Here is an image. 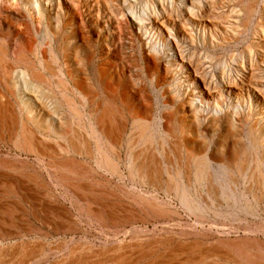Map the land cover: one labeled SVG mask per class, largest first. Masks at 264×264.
Instances as JSON below:
<instances>
[{
	"label": "rangeland",
	"instance_id": "1",
	"mask_svg": "<svg viewBox=\"0 0 264 264\" xmlns=\"http://www.w3.org/2000/svg\"><path fill=\"white\" fill-rule=\"evenodd\" d=\"M25 1L0 0V93L4 96L3 103H10L8 110L11 111L8 114L11 116V112H14L10 120H7L8 123L11 121L12 126L0 120V225L5 227H0V238L3 235L0 239V264H19L25 255L30 259L26 264H151L163 261L166 257L169 259L174 252L179 253L180 260H184L190 256L191 250L206 257L202 264H264V196L250 179H247L250 183L241 179L235 165L229 164L233 177H228L225 188L218 184L219 178L212 177L217 184L214 188L210 180L208 184L203 182L199 185L196 182L192 174V161L185 152H171L168 155L172 158L168 156L163 164L159 163L165 167L169 165L174 180L178 176L176 183L187 189L203 210L202 213L197 211V214H193L174 195V186L169 183L167 173H158L153 169L147 171V163L139 168L142 161L134 158L139 150L134 131H129L130 138L133 136V140H130L136 145L132 152L127 144L129 136L124 138L117 152L107 146L109 155L120 162V169L123 170V175L118 177L96 166L94 158L99 157L96 144L91 141L87 150V145L83 143L86 139L84 131L68 125L74 122L72 106L69 104L74 101L84 116L75 122L84 124L88 120L86 127L91 121L98 128L95 114L94 120L88 118L89 113L82 98V92L90 91L89 88L91 94L97 97L96 106L108 101V94L111 95L113 91L120 97H126L123 92L127 93L126 98L137 104V107L153 111L161 127L171 126L173 120L170 118L176 112L180 117H186L190 105L201 108L203 103L202 114L199 116L205 125L216 112V105L222 108L225 106L226 109H223L229 110L227 115L235 109L238 112L243 109L245 112L257 111L255 96L248 92L252 88L264 92V0H256V12L248 22L245 19V5L253 0H189L186 5H182L180 0ZM192 3L195 9H192L191 14L188 9ZM35 5L39 7V14L33 8ZM155 46L159 51L156 53L157 72L149 77L148 70L153 65L151 59ZM249 50L252 55L247 53ZM44 54L47 60L40 64L39 59ZM251 58L261 67V76L253 79L249 86L246 83L243 88L240 83L246 79L241 64L247 65ZM176 60L184 66L191 65L190 70L194 71L191 76L197 79V83L199 77L206 81L211 87V94H200L193 90L194 85L190 89L182 84V87L185 85L181 92L182 98L175 100L169 92V82L181 80L183 83L182 74L183 77L189 74L186 69L181 71L174 67L173 61ZM15 71L26 72L29 78L36 79L42 85L44 93L33 90L27 92L28 105L51 125L58 123L57 118L61 119V130L63 133L69 131L64 140L52 138L43 141L44 138L41 140L36 134L35 127L28 123V128L40 140L41 145L38 146L41 153L29 151L21 136L25 115L19 111L17 93L10 86V82L16 79ZM150 78L154 80L150 82ZM43 79L47 80L44 82ZM233 79L239 87L241 85L243 89L237 88L243 93H227V87ZM80 85H83L82 88ZM197 93L199 95L195 96ZM193 98H196L195 101ZM33 104L37 105L36 108ZM125 114L131 115L127 112ZM242 117V113H239L234 139L226 140L225 143L222 138L227 133V125L222 124L216 135L204 125L205 137H212L204 139V144L198 150L200 154L208 155L210 159L218 149L220 155L224 153L223 159L232 149V142L236 144L238 140H242L241 145L248 147L249 124L243 125ZM71 130H76L77 138L70 137L74 135ZM79 141L83 143L82 146ZM105 144L108 145V142ZM242 149L241 146L238 151L244 160L246 155L242 154ZM87 151L94 153L95 157H90ZM259 152L263 155L262 151ZM129 163L135 168L131 167L130 170ZM212 163L216 164L214 161ZM59 165L61 167L57 169ZM215 169L218 170L217 166ZM221 178L219 180L222 181ZM252 185L256 187L251 190L249 188ZM144 193H152L153 197L155 195L157 203H163L168 212H162V217L159 215L161 212L154 211L152 202L150 210L139 199ZM4 231L13 235L5 236ZM140 246L144 251H150V255L143 258L145 260L138 259ZM120 257L124 258L121 263Z\"/></svg>",
	"mask_w": 264,
	"mask_h": 264
},
{
	"label": "bare ground",
	"instance_id": "2",
	"mask_svg": "<svg viewBox=\"0 0 264 264\" xmlns=\"http://www.w3.org/2000/svg\"><path fill=\"white\" fill-rule=\"evenodd\" d=\"M103 1V0H102ZM187 1L189 0H180L181 4L182 5H186ZM191 1V0H190ZM192 1H196L197 0H192ZM24 2H27L24 0ZM50 2V1H48ZM53 2V1H52ZM223 2V1H222ZM229 2V1H227ZM247 2V1H246ZM15 3V2H14ZM51 3V2H50ZM37 4V3H36ZM155 4V3H154ZM190 4V3H189ZM210 4V3H209ZM228 4V3H227ZM245 4V3H244ZM248 4V3H247ZM246 4V5H247ZM250 4V5H249ZM248 6L245 5L246 10H245V19H246V22H248L250 20V18L253 16V14L256 12V9H257V4H256V0H253L251 3H249ZM33 5V4H32ZM132 5V4H131ZM198 5V3H197ZM196 5V6H197ZM222 5V4H221ZM16 6V5H15ZM28 6V5H27ZM147 6V5H146ZM25 7V6H24ZM148 7V6H147ZM186 7V6H185ZM188 7V6H187ZM195 6H193V3H192V6H189V12L191 13L193 10L192 9H195L194 8ZM35 12L37 11L39 14L40 11H39V7L38 5H35L33 6ZM215 8V7H214ZM27 9V8H26ZM212 9V8H211ZM31 10V9H30ZM33 10V11H34ZM213 10V9H212ZM210 11V9H209ZM135 13V12H134ZM162 13V12H161ZM193 13V12H192ZM191 13V14H192ZM191 16V15H190ZM235 16V15H234ZM264 17V16H263ZM101 18V17H100ZM132 19V18H131ZM238 20V19H237ZM254 20V19H252ZM7 21V20H6ZM9 22V21H8ZM135 23V22H134ZM139 24V23H138ZM169 24V23H168ZM264 24V23H263ZM244 26V25H243ZM139 27V26H138ZM257 28V27H256ZM241 29V28H240ZM20 31V30H19ZM165 31V30H164ZM203 32V31H202ZM230 33V32H229ZM241 33V32H240ZM231 34V33H230ZM235 34V33H234ZM237 34V33H236ZM49 35V34H48ZM232 35V34H231ZM47 36V35H46ZM52 36V35H51ZM115 38V37H114ZM254 38V37H253ZM48 39V38H47ZM224 39V37L222 38ZM191 40V39H190ZM229 40V39H228ZM49 41V40H48ZM249 41V40H248ZM46 42V40H45ZM208 42V41H207ZM215 42V41H214ZM191 43V42H190ZM205 43V42H204ZM209 43V42H208ZM211 43V41H210ZM209 43V44H210ZM218 43V42H217ZM215 43V44H217ZM51 45V44H50ZM154 45V44H153ZM218 45V44H217ZM221 45V44H220ZM81 46V45H80ZM146 46V45H145ZM216 46V45H215ZM247 47V46H246ZM262 47V46H261ZM204 48V47H203ZM37 49V48H36ZM35 49V50H36ZM3 50V49H2ZM153 50H154V54H153V60L152 63L153 65L150 67L151 70H148L149 71V77L151 75H153L154 73L157 72V62L158 60L156 59L157 58V54L159 51L158 49L155 47H153ZM258 50V49H257ZM45 51V50H44ZM254 51V50H253ZM261 53V49L259 50ZM32 52V51H31ZM51 52V51H50ZM246 52V51H245ZM258 52V51H257ZM29 53V52H28ZM247 53L249 54H253L251 53V51H247ZM259 53V54H261ZM233 55V54H232ZM40 56V55H39ZM51 59L53 60L54 57H53V53H51ZM169 57V56H168ZM252 57V56H251ZM231 59V58H230ZM47 60V57H46V54L43 55V58L40 57L39 59V63L40 64H43L44 61ZM208 61V60H207ZM257 61V60H256ZM262 61V60H261ZM203 62V61H201ZM262 63V62H261ZM173 65L174 67L177 68V70H187L186 72L189 73L187 74V76L183 77L184 74H182V79L184 80L183 83H181L182 81L181 80H173L172 82L170 81L169 83V92L170 94L173 95L174 98H176L175 100H178L179 98H182L181 96V92L182 90L184 89L183 86L182 87V84H186L187 88H192V85H194V88L193 90L196 92V91H199L200 94H211V90L207 84L206 81H203V80H200L201 77H199V83H197V79L195 77H192L191 76V73H193L194 71L193 70H190L191 69V65H185L181 63H179V61H173ZM228 65V64H227ZM231 65V64H230ZM70 66V65H69ZM167 66V65H166ZM189 67V69L186 68ZM236 67V66H235ZM239 68V67H238ZM237 68V69H238ZM45 69V68H44ZM48 69V68H46ZM2 70V69H1ZM100 70V69H99ZM241 70L243 72V76L245 77V81H243L242 83H240L242 85V87H246L245 84L247 86H249L251 84V81L253 79H255L256 77L257 78H260L259 76L260 73H261V67H258V65L256 64L255 60H250V62L246 65V64H241ZM75 71V70H74ZM189 71V72H188ZM10 72V71H9ZM77 72V70H76ZM101 72V70H100ZM169 72V71H168ZM179 72V71H178ZM74 73V72H73ZM78 73V72H77ZM76 73V74H77ZM147 73V72H146ZM180 73V72H179ZM196 73V72H195ZM99 74V73H98ZM127 74V73H126ZM224 74V73H223ZM15 77L16 79L15 80H12V82H10V86L11 88L13 89V91H15L17 93V98L19 100V111H21V113H24L25 115V120H26V123H25V120L24 119H21V120H24L22 122V126H23V131H21L22 133V139L26 141V146L28 147L29 151H34V152H37V153H41L39 150H40V146H38V144H40V140H37L36 138H38L37 136H34V131L31 130L30 128H28V123L30 125H32L33 127H35V131H36V134L39 135V137H41L40 139L44 140L43 141H46V139H52V138H55V139H61V140H64L65 138H67V135L66 133H63V131L61 130V127L63 126V122L61 119L57 118L54 125H51L48 123L47 119H44L42 120V117L37 115L36 111H34V109L28 105V94L27 92L30 91V90H33L37 93L42 91V85L40 86L38 84L39 81H37L36 79L34 78H29L28 74L26 72H21V71H15ZM195 75V74H194ZM75 76V74H74ZM231 76V75H230ZM40 77V76H39ZM101 77V76H100ZM106 77V76H105ZM8 78V77H7ZM18 78H21L22 80H19ZM42 78V77H41ZM148 78V77H147ZM198 78V77H197ZM234 78V77H233ZM239 78H242V77H239ZM262 78V77H261ZM103 79V77L101 78ZM153 78H150V82L152 81ZM40 80V79H39ZM44 80V79H43ZM42 80V81H43ZM47 80V79H45ZM44 80V82H45ZM154 80V79H153ZM234 80V79H233ZM139 81V80H138ZM168 81V80H167ZM249 81V82H248ZM262 81H264L262 79ZM60 83H63V82H60ZM58 83V84H60ZM168 84V82H165ZM249 83V84H248ZM259 83V82H258ZM161 84V83H160ZM253 84V83H252ZM262 84V83H261ZM264 84V82H263ZM57 85V84H56ZM238 82L236 80L234 81H231L229 83V87H227V93L230 94L233 92H236V91H239V89H241V85L240 87L238 86ZM81 86V87H80ZM79 87L82 88L83 85H80ZM75 87V86H74ZM113 87V86H112ZM120 87V86H119ZM123 87V86H122ZM226 87V86H225ZM239 89H238V88ZM46 88V86L44 87ZM68 88V87H67ZM121 88V87H120ZM155 88V86H154ZM242 88V89H243ZM250 88V87H249ZM47 89V88H46ZM69 89V88H68ZM125 89V88H124ZM157 89V88H156ZM85 90V89H84ZM90 91H84L82 92L83 94V99L85 101V106L87 107V112L89 113L88 115V118L89 119H92L94 120V117L96 116V125L98 128H96L95 125H93V123H91V121H89L88 123V127L85 126V123L86 122H83L84 124H81V122H75V120L79 119L82 120V118L84 117L83 114L81 115L80 111L78 110V108L76 107V102L72 101L71 103L69 102V98L67 99L69 104H71L70 106H72V117H73V120L74 122L71 124H68L69 127L74 126V128L77 127V129L81 128L84 133H85V136H86V139L83 141L84 145H87V150H89L88 147L91 146V141H93L95 144H96V151H98V154L99 157H95L93 154L94 153H91V152H88L87 151V154L91 157L93 155V157H95V161H96V166L99 167L100 170L104 169L106 172H108L109 174L113 175V176H118V177H121L123 175V170L120 169V162L118 160H115L114 159V156L112 157L111 155H109V151L107 149V146H110V149L113 151V152H117V148H121V145L124 143V138L126 136H129V139L127 140V144H128V149L130 152H132L134 149H135V146L132 142L133 139V136H131L130 138V135L132 133V131H134L136 134H137V140L136 141L139 145V150L137 152V154L134 156V158H136L137 160H140L142 161V164L139 168H143L144 165L146 166V163H147V171H150V169H153V171L155 172H158V173H167L168 174V178H169V183L170 184H173L174 186V195H176V198L179 199L180 203L188 210L190 211L191 213L194 214V212L196 213L197 211H201V208H199L200 206H198L199 204H197L196 200L192 199V197L190 196L189 192L187 189H185L184 187H180L179 184L176 183V179L174 180V176L172 175L171 171L169 170V165H167L165 167V165H160L159 163H162L163 161H165L166 158H168V154H170L171 152L177 154V153H187L192 161V174L196 180L197 183H203V182H208L210 180V185L212 184V186H215L217 185L213 178L212 177H215L216 179L217 178H221L223 179L222 181L218 179V184L221 185L222 188H225L228 184V177L229 178H232V174L233 172L231 171L230 167L231 165L229 164H233L235 165V168L238 172V174H240L239 176L241 177L242 180H244V182H248V183H254L257 185L258 187V191L260 192V194L262 193L263 196H264V92L262 90H258L256 91V89L252 90L250 89V91L248 92L249 95H252V96H255V101L257 103V111H252V110H247V112L243 110H234L233 113H231L230 115H232V117L228 114L227 115V112L229 111H225L224 109L226 108H222V107H219L218 105L215 106V110L216 112L213 114V116H210L211 118H209V121L208 123L205 125L203 122H202V119H201V116H199L202 109L203 108V103L201 104V108H194L193 105L188 108L187 110V113L185 114L186 117H180L179 116V113H175L173 114V116L170 118L171 119V126L169 125H166L161 127L160 126V123L158 122V120L155 118V114L153 113V111H150L148 110L147 108H142L140 109L139 107H137L129 98H126L127 97V93L124 95L126 97H120L118 96V93L116 92H111V95L108 94V97L107 95H105L107 98H108V101H106L105 103L103 104H99L96 106L95 102H96V99L97 97L96 96H93L91 93V89L89 88ZM103 90V89H102ZM245 90V89H244ZM11 91V90H10ZM224 91V89H223ZM242 91V90H241ZM239 91V92H241ZM248 91V90H247ZM44 93V91H42ZM41 92V93H42ZM80 92V91H79ZM96 92V91H95ZM94 92V93H95ZM110 92V91H109ZM157 92V91H156ZM185 92V91H184ZM217 92V91H216ZM226 92V91H224ZM238 92V93H239ZM74 93V92H73ZM183 93V92H182ZM223 93V92H222ZM243 93V92H241ZM246 93V91H245ZM12 94V93H11ZM32 94V93H31ZM79 94V93H77ZM97 94V93H96ZM169 94V95H170ZM247 94V93H246ZM15 95V93H14ZM196 95H199L198 93L195 94ZM241 95V94H240ZM75 96H78V95H75ZM80 96V95H79ZM98 96V95H97ZM129 96V95H128ZM231 96V95H230ZM237 96V95H236ZM235 96V97H236ZM65 98V96H63ZM67 97V96H66ZM131 97V96H130ZM168 97V96H167ZM191 97V96H190ZM198 97V96H197ZM210 97V95H209ZM212 97V96H211ZM238 97V96H237ZM242 97V95H241ZM3 98L4 96H2V94L0 93V120L3 122H6L9 118L10 120V117L12 115H14V112L12 111L11 112V116L8 114V112H10L11 110H8V105L10 103H3ZM79 98V97H78ZM81 97L79 98L80 100L82 99ZM207 98V97H206ZM205 98V99H206ZM230 98V97H229ZM78 99V100H79ZM147 99V98H146ZM149 99V98H148ZM191 99V98H190ZM194 99V98H193ZM196 99V98H195ZM194 99V101H195ZM202 99V98H200ZM213 99V98H211ZM242 99H244L242 97ZM48 100V99H47ZM65 100V99H64ZM66 100V102H67ZM104 100V99H103ZM199 100V99H198ZM196 100V101H198ZM237 100V99H236ZM10 101V100H9ZM212 101V100H211ZM219 101V100H218ZM238 101V100H237ZM48 102V101H47ZM98 102V101H97ZM147 102V101H146ZM144 102V103H146ZM178 102V101H177ZM189 102V101H188ZM200 103L202 102L199 101ZM233 102V101H232ZM242 101L240 100V103ZM243 102H245V100H243ZM161 103V102H160ZM172 103V101H171ZM175 103V102H174ZM212 103V102H211ZM214 103V102H213ZM238 103V102H237ZM165 104V103H164ZM189 104V103H188ZM187 104V105H188ZM194 104V103H193ZM244 104V103H243ZM7 105V106H6ZM36 108V104H33ZM32 105V106H33ZM147 105V104H146ZM161 105V104H160ZM159 105V106H160ZM184 105V104H183ZM236 105V104H235ZM69 106V105H68ZM140 106V105H139ZM182 106V105H181ZM198 106V105H197ZM39 107V106H38ZM52 107V106H51ZM184 107V106H183ZM205 107H206V104H205ZM234 108H236L235 106H233ZM42 108V107H41ZM230 108V107H228ZM205 109L208 110V108L206 107ZM231 109V108H230ZM239 109H241L239 107ZM71 111V110H70ZM252 111V112H251ZM125 112L131 115L129 116H126ZM205 112V111H204ZM208 112V111H207ZM212 112V111H211ZM49 113V112H48ZM84 113V112H83ZM239 113H242L243 117V125H247L249 124V127H248V139L250 140L249 141V145L248 147H245L243 145H241L242 143V140H238V142L236 141V144L234 142L233 143V146H232V149L226 153V157H223L222 159V156L224 155H220L221 153L219 152V150H215V152L212 154L211 158L212 160L209 159L208 155L205 156L204 154H200V151H198L199 149H201L202 147V144H204V139L206 138L205 137V132H206V129H209L211 132H214V135H216V133H218V131L220 130V128L222 127V124H225L227 125V135L223 136V142L225 143V141L228 140L230 141V139H234L233 136H235V134L237 133V127H236V121L239 117ZM95 114V116H94ZM161 114V113H160ZM212 114V113H211ZM51 115V114H50ZM49 115V116H50ZM54 115V114H53ZM52 115V116H53ZM86 115V112L85 114ZM210 115V114H209ZM17 116V115H16ZM81 116H83L81 118ZM169 116V115H168ZM14 117V116H13ZM86 117V116H85ZM209 117V116H208ZM207 117V118H208ZM49 118V117H48ZM205 118V119H207ZM20 119V118H19ZM86 119V118H85ZM240 119V118H239ZM17 120V119H16ZM72 120V119H71ZM72 120V121H73ZM160 120V119H159ZM70 119L68 120V123H69ZM206 121V120H205ZM11 122V121H10ZM10 122L8 123L7 121V124H10ZM16 122V121H15ZM238 122V121H237ZM13 123V122H12ZM54 123V122H53ZM67 123V122H66ZM14 124V123H13ZM11 125V124H10ZM67 125V127H68ZM163 125V124H162ZM206 126L207 128L205 129V127L203 126ZM12 126V125H11ZM31 126V127H32ZM245 128V127H243ZM28 129V130H27ZM98 129V130H97ZM247 129V128H246ZM69 130V129H68ZM242 130V129H241ZM72 131V130H71ZM76 131V130H75ZM75 131H72L71 134H74L73 136L70 135V137L72 138H77V135L75 134ZM80 131V130H78ZM77 131V132H78ZM129 131H131V133H129ZM208 131V130H207ZM74 132V133H73ZM245 132V131H244ZM80 133V132H79ZM239 133V132H238ZM2 134V133H1ZM128 134V135H127ZM134 134V133H133ZM213 135V136H214ZM15 136V135H14ZM210 136V135H209ZM209 136L208 138H206L207 140H209ZM2 137V136H1ZM69 137V136H68ZM83 137V136H81ZM212 137V135L210 136V138ZM69 141H70V138H68ZM84 139V138H82ZM105 139L107 140L105 142ZM132 139V140H130ZM213 140V139H211ZM19 141V140H18ZM73 141V139H72ZM218 141V140H217ZM221 141V140H220ZM71 142V141H70ZM108 142V145L105 144V143ZM227 142L225 145H227ZM42 143V141H41ZM79 143H81V141H79ZM81 143V146L82 144ZM126 143V142H125ZM135 143V142H134ZM136 143V144H137ZM69 144H72V143H69ZM75 145H77L76 143H74ZM126 144V145H127ZM214 144V143H213ZM230 144V143H229ZM235 144V145H234ZM244 144V143H243ZM41 145V144H40ZM80 145V144H79ZM78 145V146H79ZM83 145V146H84ZM221 145V143H220ZM246 145V144H244ZM43 146V145H42ZM41 146V147H42ZM207 146V144H206ZM205 146V147H206ZM211 145H209V147H211ZM243 147V149L241 150L242 154L244 153L246 155V157H244V160L241 158V154L239 155V151H238V148L240 147ZM24 147V146H23ZM54 147V145H53ZM208 147V148H209ZM223 146H221L222 148ZM225 147V146H224ZM46 149V147H44ZM55 148V147H54ZM207 148V147H206ZM42 149V148H41ZM76 149V148H75ZM225 149V148H224ZM221 150V149H220ZM42 151V150H41ZM197 151V152H196ZM209 151V150H207ZM259 151H262V154L263 155H260ZM33 152V153H34ZM169 152V153H168ZM199 152V153H198ZM206 152V151H205ZM204 152V153H205ZM29 153V152H28ZM32 153V152H31ZM172 153V154H173ZM202 153V152H201ZM46 154V153H45ZM115 154V153H114ZM113 154V155H114ZM117 154V153H116ZM171 154V155H172ZM52 155V154H51ZM133 155V154H132ZM250 155V161L248 160L249 156ZM182 156V155H181ZM185 156V155H184ZM225 156V155H224ZM244 156V155H243ZM130 157V156H129ZM172 158V156H169ZM26 158V157H25ZM117 158V157H116ZM128 158V157H127ZM182 158V157H181ZM246 158V159H245ZM69 159V158H68ZM133 159V158H132ZM170 159V158H169ZM177 159V158H176ZM184 159V158H183ZM188 159V160H190ZM252 159V160H251ZM71 160V159H70ZM120 160V158H119ZM136 160V161H137ZM182 160V159H180ZM242 160V161H241ZM10 161V160H9ZM184 161V160H183ZM190 161V162H191ZM212 161L216 162V164H213ZM131 162V160H130ZM177 162H179L177 160ZM182 162V161H181ZM186 162V160H185ZM7 163V162H6ZM133 163V162H132ZM163 164V163H162ZM165 164H168V163H165ZM190 164V163H189ZM11 165V164H10ZM73 165V164H71ZM80 165V164H79ZM129 165V169L131 170L132 168H135V167H132L131 163L128 164ZM133 165H135L133 163ZM232 165V166H233ZM3 166L5 167V164H3ZM55 166V165H54ZM74 166V165H73ZM162 166V167H161ZM217 166L218 170L215 169V167ZM52 167V166H51ZM61 166L59 165L58 168H60ZM67 167V166H66ZM78 166H76L77 168ZM97 167V168H98ZM132 167V168H131ZM180 167V166H179ZM177 167V168H179ZM187 167V165H186ZM7 168V167H6ZM68 168V167H67ZM73 168V167H72ZM102 168V169H101ZM189 168V167H188ZM191 168V167H190ZM234 168V170H235ZM182 170V169H181ZM180 170V172H181ZM187 170V169H186ZM185 170V171H186ZM233 170V171H234ZM138 171L140 172V170L138 169ZM147 173V172H145ZM152 173V172H151ZM177 173H178V169H177ZM182 173V172H181ZM186 173V172H185ZM236 173V172H235ZM139 175V174H138ZM157 175V174H156ZM179 175V174H178ZM186 176H188L186 174ZM166 177V180L167 179V176L165 175ZM224 177V178H223ZM8 178V177H7ZM71 178V177H70ZM164 178V177H163ZM141 179V178H140ZM180 179V178H179ZM247 179H250L249 181H247ZM109 180V179H108ZM122 181V180H121ZM232 181V180H231ZM28 182V181H27ZM167 182V181H166ZM1 183V182H0ZM162 183V182H160ZM177 184V185H176ZM184 184V183H183ZM205 184V183H204ZM208 184V183H207ZM84 185V184H83ZM86 185V184H85ZM168 185V184H167ZM206 185V184H205ZM250 185V184H249ZM172 186V185H171ZM240 186V185H239ZM3 187V186H2ZM9 187V186H8ZM94 187V186H93ZM253 187H256V186H251V189ZM95 188V187H94ZM207 188V187H206ZM213 188V187H212ZM213 188V189H214ZM89 189V188H88ZM208 189V188H207ZM206 189V190H207ZM211 189V188H210ZM255 189V188H254ZM147 190V189H146ZM145 190V191H146ZM231 190V189H230ZM31 191V190H29ZM154 191V190H153ZM152 191V192H153ZM162 191V190H161ZM168 191V190H167ZM170 191V190H169ZM256 192H258L256 189H255ZM254 191V192H255ZM28 192V191H27ZM34 192V191H33ZM88 192V191H87ZM156 192V191H155ZM160 192V191H159ZM224 192V190H223ZM227 192V191H226ZM249 192V191H248ZM253 192V191H252ZM170 193V192H169ZM168 193V194H169ZM28 194V193H27ZM117 194V193H116ZM152 194V193H151ZM151 194H143V195H140L139 196V199L141 200V202L144 204V205H148L149 209H151V202L153 203V209L154 211H158L161 212L159 215H161L162 217L164 216V214H162V212L164 213V211H167L166 208H164V205L160 204V203H157L158 202V198L151 196ZM172 194V193H170ZM153 195V194H152ZM226 193L223 194V196L225 197ZM255 195V194H253ZM34 196V195H33ZM158 196V195H156ZM256 196V195H255ZM159 197V196H158ZM252 197V196H251ZM23 198V197H22ZM95 198V197H94ZM242 199V197H240ZM226 199V198H225ZM235 199V198H234ZM254 199V198H253ZM237 200V199H236ZM27 201V200H26ZM139 201V200H138ZM228 201V200H227ZM233 201V200H232ZM235 201V200H234ZM160 202V201H159ZM162 202V201H161ZM156 203V204H155ZM232 203V202H231ZM248 204V203H247ZM122 205V204H121ZM151 205V206H150ZM166 205V203H165ZM126 206V205H125ZM167 206V205H166ZM201 206H203L201 204ZM216 206V205H215ZM247 206V205H245ZM2 207V206H0ZM168 207V206H167ZM139 208V207H138ZM243 208V207H242ZM208 209V208H207ZM91 210V209H90ZM10 211V210H9ZM58 211V210H57ZM99 211V210H98ZM110 211V210H109ZM114 211V210H113ZM125 211V210H124ZM203 211V210H202ZM201 211V213H202ZM15 212V211H14ZM67 212V211H66ZM101 212V211H100ZM168 212V211H167ZM171 212V211H169ZM124 213V212H123ZM122 213V214H123ZM156 213V215L158 214ZM105 214V213H104ZM138 214V213H137ZM145 214V213H144ZM197 214V213H196ZM9 215H11V213H9ZM13 215V214H12ZM11 215V216H12ZM148 215V214H147ZM42 216V215H41ZM137 216V215H136ZM13 217V216H12ZM139 217V216H138ZM142 217V216H141ZM3 220V219H2ZM30 221V220H29ZM40 222V221H39ZM145 222V221H144ZM90 223V222H89ZM10 224V223H9ZM15 224V222H14ZM121 224V223H120ZM3 225H7V223H3ZM9 226H12V225H9ZM171 226V225H170ZM169 226V227H170ZM0 227L2 228V225H0ZM13 227V226H12ZM132 227V226H131ZM5 228V227H3ZM2 228V229H3ZM68 228V227H67ZM9 229V228H8ZM143 229V228H142ZM180 229V228H179ZM264 229V228H263ZM249 230V229H248ZM26 231V229H25ZM112 231V230H111ZM27 233V232H26ZM128 234V233H127ZM4 235L5 236H9V235H13V234H8V232L4 231ZM23 235V234H22ZM104 235V234H103ZM117 236V235H116ZM124 237V235H123ZM1 238H3V235H1ZM0 238V239H1ZM5 239V238H4ZM120 239V238H119ZM147 239V238H146ZM244 239V238H243ZM1 241V240H0ZM161 241V240H160ZM22 242V241H21ZM162 242V241H161ZM160 242V243H161ZM220 242V240H219ZM230 243V242H229ZM144 244V243H143ZM183 245V244H182ZM213 245V244H212ZM217 245V244H216ZM249 245V244H248ZM204 246V245H203ZM103 247V246H102ZM114 247V246H113ZM193 247V246H192ZM197 248V246H195ZM263 247V245H262ZM51 248V247H50ZM184 248V247H183ZM191 248V246H190ZM199 248V247H198ZM197 248V249H198ZM211 248V247H210ZM209 248V250H210ZM37 249V248H35ZM69 249V248H68ZM100 249V248H99ZM118 249V248H117ZM154 249V248H153ZM195 249V248H194ZM24 250V249H23ZM26 250V249H25ZM34 250V248L32 249ZM55 250V249H54ZM116 250V249H115ZM135 250V249H134ZM138 250V249H137ZM140 257L138 256V259H142V260H145L146 258L145 257H148V253H150V251H144L143 250V247L140 246ZM208 250V251H209ZM31 251V250H29ZM42 251V250H41ZM45 251V250H44ZM73 251V250H72ZM98 251V250H97ZM117 251V250H116ZM115 251V252H116ZM125 251V250H124ZM154 252V250H152ZM192 253L190 254L189 257H186L184 260H180L179 258V253H172L168 259V257L165 258V260L163 261H159V262H155V263H151V264H202L204 263L205 261V258L206 257H203L202 255L200 254H197L195 251L191 250ZM215 251V250H214ZM22 252V251H21ZM28 252V251H27ZM50 252V251H49ZM74 252V251H73ZM103 252V251H102ZM131 252V251H130ZM185 252V251H184ZM200 252V251H199ZM225 252V251H224ZM71 253V252H70ZM81 253V252H80ZM86 253V252H83V254ZM106 253V252H105ZM113 253V252H111ZM129 253V252H128ZM190 253V252H189ZM16 254V253H15ZM24 254V252H23ZM75 254V253H74ZM94 254V253H93ZM115 254V253H114ZM126 254V253H125ZM155 254V252H154ZM161 254V253H160ZM188 254V253H187ZM194 254L197 256V258L195 257L194 258ZM211 254V252H210ZM209 254V255H210ZM214 254V253H213ZM250 254V253H249ZM1 255V254H0ZM13 255V254H12ZM45 255V254H44ZM79 255V254H78ZM82 255V254H81ZM119 255V254H118ZM169 255V254H168ZM208 255V254H207ZM206 254L204 256H207ZM247 255V254H246ZM28 256V255H27ZM34 256V255H33ZM76 256H77V252H76ZM90 256V255H89ZM125 256V255H124ZM122 256V257H124ZM202 256V258H201ZM216 256V255H215ZM250 256V255H249ZM120 257L119 261L120 263L124 261V258ZM211 257V256H210ZM31 258V257H30ZM39 258V257H38ZM93 258V257H92ZM91 258V259H92ZM145 258V259H143ZM209 258V257H207ZM134 259V258H133ZM264 259V258H263ZM262 259V260H263ZM29 258H26V255L21 259L20 263L19 264H26V262H29ZM37 260V259H36ZM47 260V259H46ZM85 260V259H84ZM210 260V258H209ZM249 260V259H248ZM247 260V261H248ZM157 261V260H156ZM65 262V261H64ZM69 262V261H68ZM72 262V260H71ZM85 262V261H83ZM137 262V261H136ZM148 262V261H147ZM152 262V261H151ZM238 262V261H237ZM249 262V261H248ZM264 262V261H263ZM61 263V262H60ZM66 263V262H65ZM103 263V262H102ZM115 263V262H114ZM117 263V262H116ZM134 263V262H133ZM213 263V262H212ZM211 263V264H212ZM216 263V262H215ZM28 264V263H27ZM72 264H75L72 263ZM76 264H78L76 262ZM82 264V263H81ZM122 264V263H121ZM128 264V263H127ZM150 264V263H148ZM207 264V262H206ZM257 264V263H256Z\"/></svg>",
	"mask_w": 264,
	"mask_h": 264
}]
</instances>
